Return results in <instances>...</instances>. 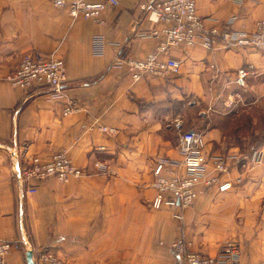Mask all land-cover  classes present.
I'll return each mask as SVG.
<instances>
[{"label": "crops", "instance_id": "obj_1", "mask_svg": "<svg viewBox=\"0 0 264 264\" xmlns=\"http://www.w3.org/2000/svg\"><path fill=\"white\" fill-rule=\"evenodd\" d=\"M151 1L119 0L97 22L73 17L68 5L53 0H0V239L14 242L11 264H28L29 247L36 264L47 263V250L80 264H182L177 239L217 255L230 235L243 264H264V139L249 143L248 129L233 131L222 122L264 106V49L221 36L212 49L201 42L174 47L179 74L136 80L123 59L144 57L157 46V38L144 35L154 25L143 8ZM197 6L206 25L219 31L251 35L264 18V0H197ZM33 49L65 59L63 96L6 80ZM243 67L249 74L240 85ZM70 98L79 110L65 114ZM184 108L206 122L208 149L229 157L230 171L220 179L243 173V180L225 191L200 181L181 222L172 208L154 209L150 201L156 160L181 158L175 136L177 123L185 125ZM254 149L261 151L258 163L235 165ZM61 150L87 174L69 182L47 178L18 208L17 164ZM207 173H217L211 163Z\"/></svg>", "mask_w": 264, "mask_h": 264}, {"label": "built area", "instance_id": "obj_2", "mask_svg": "<svg viewBox=\"0 0 264 264\" xmlns=\"http://www.w3.org/2000/svg\"><path fill=\"white\" fill-rule=\"evenodd\" d=\"M57 7L68 5L69 12L76 18H90L103 22V15L110 6H118L119 0H53ZM147 18L154 25L144 33L157 38V46L144 57H125L124 63L136 80L145 77H166L179 74L182 60L172 54L174 47H192L201 42L207 49H212L218 37L230 41L232 45L252 44L264 49V18L256 22V29L251 35L232 32L227 29L219 31L217 27L206 25L205 19L199 14L197 0H152L143 5ZM249 74L247 68L238 70L237 81L245 84ZM6 80L23 89L49 87L53 94L64 95V86L68 80L65 59L57 52H44L38 49L23 54L18 65L6 75ZM79 110L73 99L66 101L64 113ZM177 149L181 158L160 157L153 168L151 186L155 195L151 207L160 209L170 207L173 217L184 221L185 210L193 205L200 181L208 186L216 184L220 191L233 188L243 180V173L233 179L221 180L223 173L230 171L229 157L213 154L208 149V141L204 131L190 128L184 131L181 123H177ZM107 130V127H102ZM111 131L114 129L109 128ZM261 151L241 155L235 165L253 166L260 161ZM211 163L217 173L208 177L207 165ZM87 174L86 169L76 165L66 150L56 152L50 159L44 160L38 155L31 156L20 168L18 177L22 179L23 188L19 193H34L44 179L57 177L63 182H69L74 177ZM192 241L179 238L173 247L181 256L182 264H243L240 259L239 243L235 240L226 241L217 255H211L193 249ZM11 242L0 240V264H11L8 254ZM46 264H62L56 253L47 250L43 255ZM262 264V263H260Z\"/></svg>", "mask_w": 264, "mask_h": 264}, {"label": "rangeland", "instance_id": "obj_3", "mask_svg": "<svg viewBox=\"0 0 264 264\" xmlns=\"http://www.w3.org/2000/svg\"><path fill=\"white\" fill-rule=\"evenodd\" d=\"M55 96L60 97L58 95H55ZM181 112L183 113L184 119H185V125L182 128L184 131H186V130H188L190 128H196L198 130H202L203 131L204 126H206L205 125L206 122L204 120L198 118L196 109L194 110V109H191V108H184L183 110H181ZM242 112H243L242 113L243 114L242 117H240V118L237 117V118H234V119H226V120H222V122L225 123L227 126H229L230 130H233V131H235L237 126L242 127L243 130L244 129H248V136H246V138H247L246 141L247 142H249V143L250 142H256L255 141L256 139H257L258 142H261L262 139H264V135L262 136V134L264 133V106H262L261 104H254L251 107H248L246 110H243ZM257 118H258V120H257ZM256 126H257L258 133H259L258 134V138L255 135L256 129L254 130V128ZM177 138H178V135H177V137L175 136V143H177ZM22 188H23V185H21V186L19 185V193L22 190ZM26 196H28V195L24 194L23 197L20 198V196L18 194V197H19V199H18V208L19 207L21 208L22 204L25 206ZM21 236L22 235L20 234V238H21ZM230 238H234L233 235L228 236V238H226L225 240H221V241H223L221 246ZM0 240H6V239H0ZM21 240H22V238H21ZM8 241H10V240H8ZM10 242H11V244L13 246L14 242L13 241H10ZM27 244H28V246H31L30 242L26 243V245ZM12 246H11V248H12ZM192 247H193V245H192ZM193 249H195V248H193ZM195 250H197V249H195ZM55 253H56L58 259L61 260L62 264H80V263H74V262L66 259L61 253H59L57 251Z\"/></svg>", "mask_w": 264, "mask_h": 264}, {"label": "water", "instance_id": "obj_4", "mask_svg": "<svg viewBox=\"0 0 264 264\" xmlns=\"http://www.w3.org/2000/svg\"><path fill=\"white\" fill-rule=\"evenodd\" d=\"M17 169H20L18 164H17ZM33 255H34V250L32 247H29L26 251V259L28 264H36Z\"/></svg>", "mask_w": 264, "mask_h": 264}, {"label": "trees", "instance_id": "obj_5", "mask_svg": "<svg viewBox=\"0 0 264 264\" xmlns=\"http://www.w3.org/2000/svg\"><path fill=\"white\" fill-rule=\"evenodd\" d=\"M252 151H253V150H252ZM252 151H250V152H252ZM250 152H249V153H250Z\"/></svg>", "mask_w": 264, "mask_h": 264}]
</instances>
